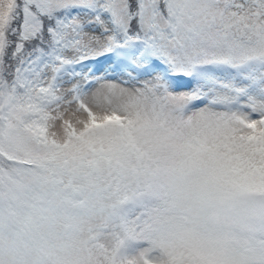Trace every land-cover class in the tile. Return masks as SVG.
Masks as SVG:
<instances>
[{
  "label": "snow or ice",
  "instance_id": "6c2138e0",
  "mask_svg": "<svg viewBox=\"0 0 264 264\" xmlns=\"http://www.w3.org/2000/svg\"><path fill=\"white\" fill-rule=\"evenodd\" d=\"M0 264H264V0H0Z\"/></svg>",
  "mask_w": 264,
  "mask_h": 264
}]
</instances>
